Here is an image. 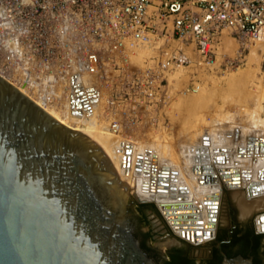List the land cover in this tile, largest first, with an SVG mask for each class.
<instances>
[{
  "label": "built area",
  "instance_id": "obj_1",
  "mask_svg": "<svg viewBox=\"0 0 264 264\" xmlns=\"http://www.w3.org/2000/svg\"><path fill=\"white\" fill-rule=\"evenodd\" d=\"M255 49L264 75V0H0V77L74 125L92 119L123 173L152 186L171 184L148 146L178 97Z\"/></svg>",
  "mask_w": 264,
  "mask_h": 264
},
{
  "label": "water",
  "instance_id": "obj_2",
  "mask_svg": "<svg viewBox=\"0 0 264 264\" xmlns=\"http://www.w3.org/2000/svg\"><path fill=\"white\" fill-rule=\"evenodd\" d=\"M263 189L253 182L248 196ZM208 205L216 218L219 205ZM0 264H157L134 235L130 204L101 150L2 77ZM221 264L253 260L223 253Z\"/></svg>",
  "mask_w": 264,
  "mask_h": 264
},
{
  "label": "bare ground",
  "instance_id": "obj_3",
  "mask_svg": "<svg viewBox=\"0 0 264 264\" xmlns=\"http://www.w3.org/2000/svg\"><path fill=\"white\" fill-rule=\"evenodd\" d=\"M255 52L256 50L252 51V56L256 55ZM40 107L62 125L71 130H77L83 133L96 144L102 154L108 159L111 167L115 169H113L115 175H120L121 179L126 181L128 185L127 187V185L119 181L122 194L124 195L123 199H125L127 190L133 185L132 188L136 190V193L142 195V197H139L137 194L139 199L151 201L158 205L176 234L184 235L195 243H201L213 236L217 225V216L216 218L210 217L211 208L208 203L216 202L219 205L221 194L224 189L235 190V199L244 217H246L250 211L252 213V209L254 210V208H264V189L259 191L257 195H252L250 197L247 191L248 186L253 182H259L261 185H264V178L260 177V173H264V138H251L246 144V148L240 150L241 155L239 156L240 158H238L236 155L238 153L235 154L237 150L233 153L234 156L231 154V151H234V148L238 145L235 143V135L232 138L225 136L221 139L222 137L210 136L208 133H205L210 137V145L208 147H202L201 142H199L194 145V147L179 152L180 160H183V166H185L184 169L178 168V163L174 165V162L170 165L166 162L162 163L161 160L163 158L166 160L167 156H172V152H166L163 148L154 145L153 143L158 141V139L154 140L149 143L148 147L153 150V158H155V161L161 166L169 169V172H165L166 176L164 175V177H168L169 179L167 180L171 181V184H169L168 187L157 186V184L152 186L148 184V178L144 174L129 173V175H125L123 173L117 153L118 141L107 131H104L103 127L96 126L92 119L88 121L75 120L79 124L74 125L71 120L51 112L42 105ZM257 108L258 111L263 110V106L260 102ZM256 120L259 121L258 119ZM257 121L255 122L259 123ZM82 123L84 126L80 125ZM75 126H77V128H75ZM166 137L167 135H165L163 139ZM226 139L227 141H225ZM135 149L140 152L145 148L142 143H137ZM220 150H224L225 154H227L225 157L228 158L226 159L228 163L238 158L243 159L241 164L243 166L245 164L248 167L245 166L244 169L241 170V168L236 166L226 171H216V169L220 167L218 163H221L222 158H224L222 157L224 153L220 152ZM236 161V164L240 163L238 160ZM175 166L177 168H174ZM207 166L210 167L209 171L206 169ZM121 174L124 175L122 176ZM211 177L217 180L212 179L209 181ZM118 180H120V177ZM243 188L246 191V198L252 199L256 196H258V198L250 201L244 200L245 197L243 194L242 196L244 199L239 195L241 194L239 191ZM258 219V228L261 230L263 224L260 221V216Z\"/></svg>",
  "mask_w": 264,
  "mask_h": 264
},
{
  "label": "rangeland",
  "instance_id": "obj_4",
  "mask_svg": "<svg viewBox=\"0 0 264 264\" xmlns=\"http://www.w3.org/2000/svg\"><path fill=\"white\" fill-rule=\"evenodd\" d=\"M236 48L235 45L231 47L229 51L230 57H235ZM256 52V55L252 56L251 54V57L240 65V67L229 69L227 73H218L214 70L212 76L206 77V81L204 80L201 89L197 93L178 97L170 111V134L165 139H158V141L153 143L163 148L166 152H172V156H167L166 160L164 158L161 160L162 163L166 162L168 165L172 164V162H174L173 165L178 163V168L184 169L185 166H183V160H180L179 152L184 149L192 148L194 145L198 144L204 133H208L210 136L222 137L221 139L225 136L232 138L235 135V143H239L241 146H246L250 138H264V121H262L264 120V75L260 69L261 61L259 60V54ZM259 102L263 106L262 111H258L257 107ZM254 119L259 123H256ZM75 128H77V126H75ZM225 141H227V139ZM238 158H235L233 163L236 164V160H238L240 163L236 165L243 170L246 165L244 164L243 166L241 164L243 159ZM174 168L177 167L175 166ZM121 175L123 176L124 174ZM117 176L118 179L120 177L119 181H121V183L127 185L126 181H123L120 175L117 174ZM132 186L125 193L124 200L127 204H131L132 202L140 203L139 197H142V195L136 193V190L133 189ZM234 192L235 190L223 191L220 222L224 220L223 207L228 199H232L239 208ZM239 192L241 193L239 195H241V197L244 196L245 199L244 197L243 199L247 201L258 198V196H256L252 199L247 197V199L244 188ZM145 203L155 204L151 201H146ZM155 205L159 212L162 213V217L151 215V222L156 233L160 232L156 237L155 245L163 250L172 242L171 239L163 235L167 233L166 229L171 232L174 238L182 236L175 233V230L172 228L161 209L157 204ZM238 214L242 220H251L256 231H260L258 228V218L260 215H264V208H254V210L252 209V213L250 211L246 217L241 214L239 208ZM208 243L209 242L205 240L199 244H195L199 249L204 251Z\"/></svg>",
  "mask_w": 264,
  "mask_h": 264
},
{
  "label": "flooded vegetation",
  "instance_id": "obj_5",
  "mask_svg": "<svg viewBox=\"0 0 264 264\" xmlns=\"http://www.w3.org/2000/svg\"><path fill=\"white\" fill-rule=\"evenodd\" d=\"M141 204L142 203L136 202L130 204V215L134 228V235L140 242L142 249L146 251L157 264H167L172 256L178 261H188L192 264H221L223 261V253L228 257H230L229 254H235V256L241 255L239 254L241 244L233 243V236L235 234L240 238L253 231L254 235L258 234L251 220L240 219L238 214L239 208L232 199L226 201L225 206L223 207L224 220L220 222L222 211L220 199L217 225L213 236L209 237L210 239H207L209 243L204 251L199 249L194 242L186 238H174L168 229H166L167 233L163 235L167 236L168 239H171L172 242L162 250L155 245L156 237L160 232L156 233L151 222V215L162 217V213L153 208H143L140 206ZM258 249V256L261 258L264 254V238L261 240ZM254 252L253 244H249L247 247L246 258H251L253 264H255L256 258Z\"/></svg>",
  "mask_w": 264,
  "mask_h": 264
},
{
  "label": "trees",
  "instance_id": "obj_6",
  "mask_svg": "<svg viewBox=\"0 0 264 264\" xmlns=\"http://www.w3.org/2000/svg\"><path fill=\"white\" fill-rule=\"evenodd\" d=\"M143 208L149 207V208H153L155 210H158V208L156 207L155 204L153 203H143L140 205ZM264 238V233H258L256 235H254V231L252 233H248L246 234L244 237L240 238L237 236V234H235L233 236V243H240L241 244V250L239 251V254L247 257V247L249 244H253L254 247V255H255V264H262V261L264 259V254L263 256L260 258L258 255V248L260 247V242L261 240ZM230 257L235 256V254H229ZM167 264H192L191 262L188 261H178L174 256H172L170 258V260L167 262Z\"/></svg>",
  "mask_w": 264,
  "mask_h": 264
},
{
  "label": "crops",
  "instance_id": "obj_7",
  "mask_svg": "<svg viewBox=\"0 0 264 264\" xmlns=\"http://www.w3.org/2000/svg\"><path fill=\"white\" fill-rule=\"evenodd\" d=\"M250 139H251V138H250ZM237 144H238V145H237L238 147L236 146V147L234 148V151H233V150L231 151V152H232L231 154H232V156H234L233 153L237 150V152H235V154L238 153V154H236V155L239 157V156L241 155L240 150H241L242 148H243V149L246 148V146H244V147L242 146V147H241V146L239 145V143H237ZM257 146H258V145H257ZM259 146H260V145H259ZM260 147H261V146H260ZM220 152H223V153H224V156H222V157H224V158H222L221 163H218V166H220V167L217 168L216 171H219V170H225V171H226V170H229L230 168H234V167L237 166L236 164H234V163L231 162V161H229V163L227 162L226 159H228V158L225 157V156H227V154H225L224 150H220ZM236 155H235V157H236ZM239 158H240V157H239ZM223 160H224V162H223ZM222 162H223V163H222ZM230 162H231V164H230ZM225 163H226V164H225ZM227 164H228V165H227ZM232 164H233L234 166H233ZM222 165H226V166H222ZM218 166H216V167H218ZM228 166H229V167H228ZM230 166H232V167H230ZM224 167H225L226 169H225ZM227 167H228V168H227ZM221 168H223V169H221Z\"/></svg>",
  "mask_w": 264,
  "mask_h": 264
}]
</instances>
